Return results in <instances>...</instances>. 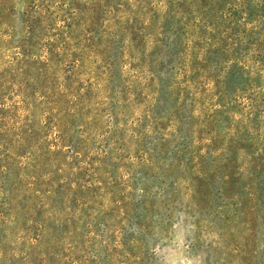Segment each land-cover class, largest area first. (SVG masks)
Here are the masks:
<instances>
[{
    "label": "rangeland",
    "instance_id": "1",
    "mask_svg": "<svg viewBox=\"0 0 264 264\" xmlns=\"http://www.w3.org/2000/svg\"><path fill=\"white\" fill-rule=\"evenodd\" d=\"M0 264H264V0H0Z\"/></svg>",
    "mask_w": 264,
    "mask_h": 264
}]
</instances>
